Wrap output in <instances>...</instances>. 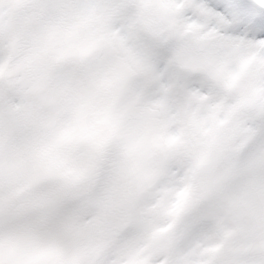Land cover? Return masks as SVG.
I'll list each match as a JSON object with an SVG mask.
<instances>
[{
    "label": "clouds",
    "instance_id": "clouds-1",
    "mask_svg": "<svg viewBox=\"0 0 264 264\" xmlns=\"http://www.w3.org/2000/svg\"><path fill=\"white\" fill-rule=\"evenodd\" d=\"M137 9L85 0L70 9H42L32 0H0V252L17 264H144L137 239L113 232L118 218L111 174L135 156L157 160L174 147L183 162L173 188L148 217L155 227L187 185L182 226L210 218L234 229L239 264L264 236V169L246 170L208 188L195 160L210 147L194 134L209 104L183 96L168 109L133 119L125 104L128 71L112 29ZM248 190L247 198L240 193Z\"/></svg>",
    "mask_w": 264,
    "mask_h": 264
},
{
    "label": "snow or ice",
    "instance_id": "snow-or-ice-1",
    "mask_svg": "<svg viewBox=\"0 0 264 264\" xmlns=\"http://www.w3.org/2000/svg\"><path fill=\"white\" fill-rule=\"evenodd\" d=\"M42 9H70L85 0H32ZM115 9H137L112 29V42L128 71L124 89L143 113L168 109L189 96L206 102L209 117L193 121L194 134L209 148L195 160L208 173V188L228 183L246 170L264 169V0H110ZM3 61L0 60V69ZM162 153L140 194L145 207L115 230L137 239L144 264H239L234 229L202 218L178 225L187 185L172 193L168 216L155 227L148 217L179 175L183 151ZM248 190L240 193L247 198ZM250 264H264V236L250 245ZM0 264H17L0 252ZM96 264H106L103 246Z\"/></svg>",
    "mask_w": 264,
    "mask_h": 264
},
{
    "label": "bare ground",
    "instance_id": "bare-ground-1",
    "mask_svg": "<svg viewBox=\"0 0 264 264\" xmlns=\"http://www.w3.org/2000/svg\"><path fill=\"white\" fill-rule=\"evenodd\" d=\"M134 105H136V102L129 97L126 106L129 108ZM141 112L142 111L139 109L138 116ZM140 161L141 160L137 157H130L128 160H125L118 165L115 176L111 180L113 188L117 193V207L119 208L118 218L111 226L113 232H115L117 225H123L132 218L135 205L142 200L140 194L142 193L144 184L138 177L132 174L133 165ZM151 163L157 167L159 161L158 159L152 160Z\"/></svg>",
    "mask_w": 264,
    "mask_h": 264
}]
</instances>
